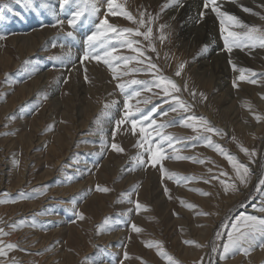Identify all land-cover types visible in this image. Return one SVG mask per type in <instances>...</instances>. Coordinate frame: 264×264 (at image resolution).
<instances>
[{"label":"rangeland","instance_id":"rangeland-1","mask_svg":"<svg viewBox=\"0 0 264 264\" xmlns=\"http://www.w3.org/2000/svg\"><path fill=\"white\" fill-rule=\"evenodd\" d=\"M198 1L192 0L191 9H198ZM117 2L137 19L139 12L158 17L151 25L157 51H147L146 55L181 88L187 82L189 91L180 95L192 108L188 113L162 116L160 113L167 111L171 102L163 103L164 97L156 95V89L143 91L142 85L135 84L126 91H140V96L130 100V105L140 109L137 116L157 108L153 119L157 125H169L164 132L174 138L172 147L165 142L166 156L193 157L205 163L165 159L163 176L159 165L135 166L133 157L143 151L135 146L139 126L136 135L130 123L117 127L116 122L123 116L125 95L116 85L131 80L150 81L152 76L141 71L123 75L117 81L103 62L83 59L87 37L97 32L107 11L106 3L100 4L98 16L84 11L73 29L67 21L73 13L85 9L84 0H69L63 9L60 0H0V36L4 37L0 40V95L5 97L0 102V199L17 200L0 204V227L9 233L0 240L5 245H18L7 257H0L4 264H11L13 259L16 264H168L156 247H146L156 243L178 264H209L212 244L222 246L227 242L237 217H264L256 210L264 203V192L256 190L259 179L264 178V48L240 47L229 53L224 48L220 22L213 25V33L205 26L192 24L189 27L194 35L186 39L180 15L169 12L176 0ZM251 12L257 15L247 12L250 21L243 23L264 29L260 18L264 16V0L256 3ZM107 19L120 28L137 27L120 15ZM57 20L64 24L52 27ZM160 25H166L162 42ZM68 32L73 36H67ZM133 39L147 48L143 37ZM205 45L207 49L214 47V59L205 57ZM111 46L117 48L114 56L136 55L119 41H111ZM97 50L101 55L105 51ZM116 63L120 64V73L145 67L133 62L125 68ZM181 63L185 67L177 77L175 71ZM233 66L245 70V80L239 79L240 71ZM192 91L196 93L195 100L190 95ZM201 93L206 99L201 98ZM145 100L149 102L144 103ZM105 104L111 106L106 109ZM187 115L204 117L226 135L221 138L181 126L182 117ZM12 116L15 119H9ZM255 116L261 117L259 122ZM206 135L249 167L252 175L247 187L224 195L218 180L203 182L220 171L228 173L220 177L228 183L234 176L228 161L204 145ZM112 143L124 151H112ZM239 146L249 152L254 150L256 155L250 160ZM168 174L174 175L170 179ZM97 186L109 191H96ZM21 192L30 198L20 199ZM135 201L142 205L139 212ZM77 213L85 218L79 219ZM106 218H110L111 228L98 233L97 226ZM21 220L28 223L20 225ZM33 221L35 227H31ZM14 223L16 230L10 227ZM132 224L142 231H132ZM224 224L228 226L221 229ZM218 231L222 232L219 240ZM186 240L194 244H185ZM213 259L214 264H264V250L257 247L248 256L237 252L226 261Z\"/></svg>","mask_w":264,"mask_h":264},{"label":"snow or ice","instance_id":"snow-or-ice-1","mask_svg":"<svg viewBox=\"0 0 264 264\" xmlns=\"http://www.w3.org/2000/svg\"><path fill=\"white\" fill-rule=\"evenodd\" d=\"M69 0H60L61 9H63L64 5L67 4ZM85 9L81 11H77L72 14V18L67 21L69 27L75 29L76 22L79 18L84 15V11H87L89 16H98L100 13V4L106 3L107 11L103 14L104 18L100 19V22L97 26L98 30L96 33L87 37L86 40V48L84 51L83 59H95L97 62H103L109 70L113 73V79L119 81L123 75H133L138 74L141 71L146 74L152 76L150 81L143 80H131L128 83H117L116 87L120 90L122 94L125 95L124 100V112L121 120L116 122L117 127L124 123H130L131 128L133 130V134L136 135L135 130L139 126V138L136 143V147L142 149L143 151L138 153L135 157H133V161L135 162L136 167H146L151 165L152 167H156L159 165V171L162 176L165 174L166 169L163 167L162 161L165 159H177V160H193L195 163L204 164L205 160H196L193 157H168L165 154V142H167V147H172L174 138L171 135H166L164 129L169 125L166 124H156V120L153 119V114L157 112V108L154 107L151 112L147 114H142L137 116V113L140 112L139 108H135L130 105L129 101L134 97L140 96V91H133L131 94L127 93V88L131 85H142L143 91H153L156 89V95H162L164 97L163 103H170V107L167 111H163L160 113L162 116H167L170 112L176 113H188L192 104L187 103L185 100L181 98L180 93L184 91H189L187 82H185L183 88H181L177 83L169 78L168 76L163 74V70L158 67L156 63L153 62L151 56L146 55L147 51L156 52L157 49L153 43V28L151 25L155 22L158 17H153L151 14H147L146 12H139V18L133 16L132 13L126 11L121 5L117 2V0H84ZM167 6V5H166ZM165 6V7H166ZM211 6L212 11L219 18L220 22V30L221 36L224 41V48L226 51L231 53L233 48L240 47H256L259 46L264 48V29H261L256 26H250L244 24L239 18L234 15H231L227 12H223L220 10V7L217 4V0H205L204 8L207 9ZM245 12H248L252 15H257L256 13H252L250 9L243 8ZM116 16L120 15L124 19L128 20L130 23L137 25L135 28L126 27L120 28L116 25L109 23L107 17L108 16ZM203 13H201V17ZM264 20V16L260 17ZM63 20H57L52 27H57L58 25H63ZM166 25H160L161 36L159 39L161 42L166 38L163 35V30ZM144 29L141 31L140 29ZM231 28H241L246 29L243 33L236 32L230 30ZM112 33L113 35L109 36L108 34ZM67 36L72 37L73 33L68 32ZM101 37H105L106 39L101 40ZM133 37H143L145 41L148 42L147 48H145L141 41L133 39ZM4 37L0 36V40H3ZM116 40L119 41L122 47H126L131 52L135 53V56H114L113 53L117 51L115 46L109 47L111 41ZM55 47V45H53ZM63 47V46H62ZM98 48L105 49L103 55L99 53ZM207 50V45L204 46V51ZM157 53V58H158ZM53 60H61V57H51ZM120 62L127 68L128 64L133 62L137 64H143L145 67L143 69H133L130 72L125 71L120 73L117 71L120 64L116 62ZM231 63V60H229ZM185 67V63H181L176 71L175 76L180 77L182 75L183 69ZM234 70L240 71V80H245V70L244 69H236L233 66ZM255 75V73H252ZM8 77L6 74L5 80L7 81ZM249 83H257L256 80H248ZM235 87V82L233 84ZM190 95L195 100L196 93L195 91L190 92ZM202 99H206L203 93L200 94ZM47 97H45L46 99ZM264 99V97H262ZM5 97L0 95V102H3ZM149 101L145 100L144 103H148ZM115 103V101L113 102ZM111 105L105 104V108H109ZM258 122L261 117H254ZM9 119H15V116L9 117ZM189 121H195L196 124H190ZM147 122V123H145ZM192 129V131L200 133H210L212 135L219 136L223 138L226 133H224L221 129L215 128L211 125L209 121H207L204 117H197L195 115H187L182 117V125ZM113 137H115V131L113 132ZM159 137L157 140L156 138ZM193 139H199V137H193ZM235 139V137H233ZM176 142H180L178 139ZM203 142L206 147H209L213 151L217 152L224 159H226L233 169L234 176L230 177L231 183L226 182L223 179H220L222 176H228V173L220 171L218 174H211L207 179H204V183H211L212 180H218L220 185L222 186L224 195H228L229 192L233 194L239 191L241 186L247 187L250 177L252 175L248 166L240 163L237 158L230 153H228L221 145L213 142L211 135H206L203 137ZM105 145H102L104 147ZM240 151L244 152L249 156L250 160L252 157L256 155V152L253 150L249 152V150L243 146H239ZM111 150L114 152H123L124 150L116 143H112L110 146ZM146 157V158H145ZM208 163H213L212 161H207ZM14 163H18L14 161ZM209 173H212V169H209ZM171 179L174 174H168ZM256 190L258 192H264V178L259 179V182L256 186ZM39 191V190H34ZM96 191L99 192H108L109 189L104 187L97 186ZM165 194H168V189L165 188ZM7 196V193L3 194ZM126 195V194H123ZM200 195L210 196L209 192H200ZM20 199H28L30 198L27 194L21 192L19 193ZM17 200H8V199H0V204L6 203H16ZM132 202V201H130ZM183 205V201L181 202ZM135 209L137 212L142 208V205L139 201H135ZM188 208L194 207L193 205H184ZM243 206V205H242ZM146 210V209H145ZM260 213H264V203L262 206L256 209ZM202 215H208V213H201ZM79 219L83 220L85 217L82 213H77ZM20 225L27 224L28 222L25 220H21L18 222ZM228 225H221V229L227 227ZM10 227L14 230L17 229V224H12ZM31 227H35V221L32 222ZM111 228L110 218H106L101 225L97 226L98 233L101 231L109 230ZM132 231L136 233H140L142 231L141 228L136 226L135 224L131 225ZM9 235L8 232L4 230V228L0 227V237H4ZM222 236V232L218 231L216 233L217 240H219ZM185 244L192 245L193 241L186 240ZM196 247H203V245L195 244ZM146 247H156L158 250V255H161L163 258H166L168 264H178L177 261L174 260L173 257L167 256L163 253L162 246L159 243L156 244H147ZM259 247V249L264 250V217H259L255 215H241L235 219V223L231 224V231L227 234V242L222 246H219L215 243L212 244L211 247V256L209 257V264H214L213 258H218L219 261H226L229 256H235L237 252L243 253L245 256L250 255V253ZM18 249L17 244L7 243L6 245L3 243V240H0V257H7L8 252L14 251ZM21 251H26L24 249H19ZM128 258L127 253H125V259ZM203 260V258H201ZM0 264H4L3 260H0ZM11 264H16V261L11 260ZM86 264V261H85Z\"/></svg>","mask_w":264,"mask_h":264},{"label":"bare ground","instance_id":"bare-ground-1","mask_svg":"<svg viewBox=\"0 0 264 264\" xmlns=\"http://www.w3.org/2000/svg\"><path fill=\"white\" fill-rule=\"evenodd\" d=\"M261 0H255V1H248V0H217V4L220 7V10L223 12H227L231 15L236 16L239 18L242 22L244 21H250V18L247 16V12L243 11V8H248L252 11V8L255 7L256 3H259ZM204 2L205 0H199V7L197 10L191 9V3L192 0H176L175 3H173L170 7V13L178 14L180 15V18L183 21L184 24V37L186 39H190L192 35H194V31L192 30V27H189L190 25H201L207 27L209 31L212 30L213 33V25L217 22H219V18L216 16V14L212 11L211 6H209L207 9L204 8ZM180 5L181 7H179ZM258 5V4H257ZM257 7V6H256ZM195 14L192 16V14ZM201 13H203V16L201 17ZM172 15V14H171ZM192 16V17H191ZM199 28V27H198ZM198 30V29H197ZM205 33V30H204ZM211 37V36H210ZM191 44V43H190ZM207 55L205 54V57H208L209 59H214V53L215 49L213 46L208 47L206 50ZM200 58V57H199ZM222 60V59H221ZM206 62V61H204ZM211 63V62H210ZM225 63V62H224ZM204 66H206V63H202ZM253 64V63H252ZM213 65V64H212ZM212 68V67H211ZM216 68V66H214ZM222 70V69H221ZM214 71V70H213ZM223 71V70H222ZM211 73V72H210ZM264 79V78H263ZM264 83V82H262ZM204 89V88H203ZM209 91V90H207ZM257 91V90H256ZM242 92V91H241ZM264 92V91H262ZM256 93V92H255ZM258 93V91H257ZM244 94V93H243ZM263 94V93H262ZM219 97V96H218ZM259 100V99H258ZM247 107V106H246ZM248 108V107H247ZM256 108V107H255ZM250 109V108H249ZM249 112V111H248ZM242 114V113H241ZM247 117V116H246ZM246 120V118H245ZM248 120V119H247ZM250 121V120H249ZM248 121V122H249ZM254 121V120H253ZM253 123V122H252ZM253 140V139H252ZM24 144V143H22ZM80 172V171H79ZM32 208V207H31ZM256 259V258H255ZM241 262V261H240ZM246 262V261H245ZM237 263V262H236ZM239 264V263H238ZM245 264V263H244Z\"/></svg>","mask_w":264,"mask_h":264}]
</instances>
